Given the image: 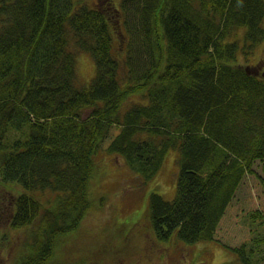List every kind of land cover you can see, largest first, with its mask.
<instances>
[{"label": "trees", "instance_id": "16d2710c", "mask_svg": "<svg viewBox=\"0 0 264 264\" xmlns=\"http://www.w3.org/2000/svg\"><path fill=\"white\" fill-rule=\"evenodd\" d=\"M263 41L264 0H0V176L20 186L10 226L29 230L16 264L77 260L69 246L53 255L78 227L97 229L88 216L103 150L140 176V198L150 190L160 240H214L258 160L264 191V64L238 56ZM79 51L95 61L87 85ZM172 150L175 183L164 191L175 196L166 199L157 178ZM115 201L112 219L136 208L132 197ZM249 217L264 224L260 209ZM251 242L231 247L242 264L264 259V233Z\"/></svg>", "mask_w": 264, "mask_h": 264}, {"label": "rangeland", "instance_id": "374dc122", "mask_svg": "<svg viewBox=\"0 0 264 264\" xmlns=\"http://www.w3.org/2000/svg\"><path fill=\"white\" fill-rule=\"evenodd\" d=\"M78 1L88 4L95 2V0ZM131 21L132 17H130ZM241 41H244V36ZM132 53H136V47ZM240 53L246 58V60L240 58V63L256 65L262 62L264 64V41L248 57L242 50ZM95 71L96 66L92 55L82 52L77 57L78 83L87 85L95 75ZM175 151L172 150L167 154L163 170L157 178L158 184L162 187L159 191L166 199H172L175 196V193L165 194L164 191L167 187L172 188L175 183L177 169L173 155ZM95 160L97 168L93 180L101 187L94 192V195L92 191L96 205L95 210L89 214L88 221L92 218L99 220L97 229L79 230L78 227L77 230L68 234L69 238L62 237L55 249L54 261L61 258L62 249L66 256L71 247L75 255H70L68 258L79 257L74 262L62 259L64 264L76 262L101 264L104 261L103 264H242L231 247L239 246L244 242L252 243V237L264 233V224L253 222L249 217L250 213L256 209H260L264 214V191L259 179V175L262 174V162L259 160L254 164L256 171L244 177L228 206L226 215L220 221L214 234L215 239L194 244L178 241L176 235L173 236L177 239L172 236L168 241H162L156 236L149 218L150 190L147 195L140 198V192L146 185H142L140 176L129 168L121 155L103 150L96 154ZM101 171L104 174L100 175ZM6 183L0 176V264H16L19 258L29 251L26 246L29 230L26 227L17 231L10 226L13 208L12 201L10 202L9 199L20 190V186ZM104 194H107L108 202H104L99 207L97 197ZM131 197L137 201L136 208L129 214L115 215V219H112L115 208L111 203L116 202L118 198ZM119 204L122 206V203ZM101 207L107 209L102 217L101 212H98L101 211ZM121 213L122 207L119 214ZM94 223L96 222L91 221V224ZM65 246L69 247L65 248ZM261 246L264 251V243ZM79 249L80 253H78ZM76 253L79 255L76 256ZM259 254L257 253L256 257ZM258 264H264V259L259 260Z\"/></svg>", "mask_w": 264, "mask_h": 264}, {"label": "bare ground", "instance_id": "6f19581e", "mask_svg": "<svg viewBox=\"0 0 264 264\" xmlns=\"http://www.w3.org/2000/svg\"><path fill=\"white\" fill-rule=\"evenodd\" d=\"M82 52L84 53V51H79V52H78V56H80V54H81ZM239 55H241L240 52H238V56H239ZM240 58H242V57L240 56ZM245 60H246V58H245ZM136 61H137V60H136ZM109 142H110V139H108V140L105 142V143H106V146H104L105 148L107 147V145H108ZM104 145H105V144H104Z\"/></svg>", "mask_w": 264, "mask_h": 264}]
</instances>
